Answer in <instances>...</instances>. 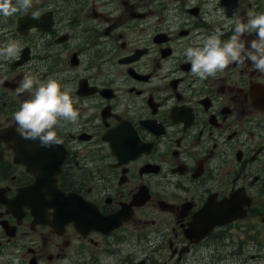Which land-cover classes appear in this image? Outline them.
I'll return each instance as SVG.
<instances>
[{
  "label": "flooded vegetation",
  "instance_id": "af4514ba",
  "mask_svg": "<svg viewBox=\"0 0 264 264\" xmlns=\"http://www.w3.org/2000/svg\"><path fill=\"white\" fill-rule=\"evenodd\" d=\"M249 12L264 0H32L0 16V47L19 45L0 61V264L94 263L130 240H152L155 264H264V75L245 62L200 81L182 55ZM27 74L70 90L62 144L19 134Z\"/></svg>",
  "mask_w": 264,
  "mask_h": 264
},
{
  "label": "clouds",
  "instance_id": "9594fccd",
  "mask_svg": "<svg viewBox=\"0 0 264 264\" xmlns=\"http://www.w3.org/2000/svg\"><path fill=\"white\" fill-rule=\"evenodd\" d=\"M32 6V0H0V16L11 17L18 11H26ZM206 7H208L206 5ZM38 13H33L37 18ZM247 22L237 20L233 35L222 42L223 34L217 29L212 35L198 36L197 43L202 46L187 47L182 55L191 64V74L203 81L224 72L231 64L250 62L253 69L264 75V12H249ZM227 27V26H226ZM245 33H254L256 38L245 43L241 37ZM19 45L9 40L0 47V61L8 62L18 58ZM4 81L0 80V84ZM35 91L32 98L20 105L13 114L17 122L19 134L23 139L39 141L41 147H52L62 144L55 128L62 127L61 122L77 124L79 112L73 106V100L66 87L53 78L37 81L31 74L25 75L17 94Z\"/></svg>",
  "mask_w": 264,
  "mask_h": 264
},
{
  "label": "rangeland",
  "instance_id": "374dc122",
  "mask_svg": "<svg viewBox=\"0 0 264 264\" xmlns=\"http://www.w3.org/2000/svg\"><path fill=\"white\" fill-rule=\"evenodd\" d=\"M153 243L151 242H145L144 246H136L134 240H130L129 244L122 253V255H107L105 257H102L99 255V258H96L94 263L90 262L91 260V254H87L82 259L77 260L74 263V257L72 254H70L67 259L65 260L64 264H126L123 262H120V256L121 257H128L129 260L133 258H138L139 261L142 259H149L150 262L148 264H155L153 260H156V256L153 254ZM96 252H100L98 249ZM259 262V261H258ZM196 263V262H195Z\"/></svg>",
  "mask_w": 264,
  "mask_h": 264
},
{
  "label": "water",
  "instance_id": "95a60500",
  "mask_svg": "<svg viewBox=\"0 0 264 264\" xmlns=\"http://www.w3.org/2000/svg\"><path fill=\"white\" fill-rule=\"evenodd\" d=\"M60 199H63V197L61 196V194H60Z\"/></svg>",
  "mask_w": 264,
  "mask_h": 264
}]
</instances>
